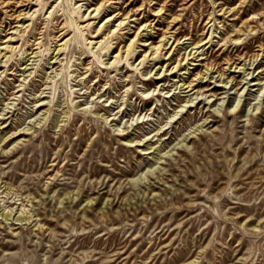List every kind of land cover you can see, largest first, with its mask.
Wrapping results in <instances>:
<instances>
[{
	"label": "rangeland",
	"instance_id": "obj_1",
	"mask_svg": "<svg viewBox=\"0 0 264 264\" xmlns=\"http://www.w3.org/2000/svg\"><path fill=\"white\" fill-rule=\"evenodd\" d=\"M18 1L0 264H264V0Z\"/></svg>",
	"mask_w": 264,
	"mask_h": 264
},
{
	"label": "bare ground",
	"instance_id": "obj_2",
	"mask_svg": "<svg viewBox=\"0 0 264 264\" xmlns=\"http://www.w3.org/2000/svg\"><path fill=\"white\" fill-rule=\"evenodd\" d=\"M31 1H33V0H19L17 3H16V8L12 11V13L11 14H13L14 15V18H16V19H20V15L21 14H23V9H18L17 7H19V6H22V5H24L25 3L27 4H29V3H32ZM4 3V2H3ZM14 3V2H13ZM39 3H41V2H39ZM43 5H44V3H43ZM43 5H41V6H43ZM30 7V6H29ZM94 9V8H93ZM95 10H98V7L95 9ZM28 12V10L25 12V13H27ZM94 12V11H93ZM156 12V11H155ZM84 14V13H83ZM83 14H81V15H78L79 16V18H81V17H83ZM32 15V14H31ZM24 19V18H23ZM88 19V18H87ZM122 21H119V25H120V23H121ZM72 23L75 25V28L76 29H78V31L81 33V35H83V33L79 30L80 28H81V26H78V23H76V20L74 21H72ZM129 23V22H128ZM145 25V24H144ZM64 26H66V28L63 30V27ZM67 26H69V24H66V22H65V24L64 25H62V31H60V33L57 35L59 38H57V40H60L65 34H67V32H68V27ZM141 27V26H140ZM233 27V26H232ZM241 29L240 28H236L235 29V31H240ZM12 31H13V29H12ZM96 32L92 35L93 37H97L98 35H99V33L101 32L100 31V27L99 28H97L96 30H95ZM92 33V32H91ZM55 35V34H54ZM12 35H8V37H7V41H10V40H14V36H12ZM163 36V35H162ZM35 39V38H34ZM84 39H86V38H84ZM56 40V41H57ZM68 40H69V38L68 37H66L63 41H61L60 43H58V45L59 46H57L58 48H56V54H58V52L63 48V46H65L66 44H67V42H68ZM131 40V39H130ZM236 40H238V38L236 39ZM35 41V40H34ZM168 41V40H167ZM13 42V41H12ZM132 40L128 43V44H126L127 46H126V48L124 49V50H122V47H120V48H118V52L114 55V59L118 56V54H122V52L123 53H125V56L126 55H128L130 52H131V49L133 50V48H132ZM9 43V42H8ZM11 43V42H10ZM7 44V43H5L4 45H2L1 47H0V49L1 50H4V51H1L0 50V61H4V60H2V58L3 57H6L7 55L5 54L6 53V51H8V50H11L13 47H12V45L11 44ZM36 43H38V42H35V44ZM96 43H99L100 44V40H98ZM205 43H207V41L205 42ZM204 43V44H205ZM124 44V43H123ZM164 43H159L157 46H155L153 49H155L154 50V54L155 53H157V51H158V49L160 48V46H162ZM178 44V43H177ZM165 45V44H164ZM171 45H169V47H170ZM56 47V46H55ZM168 47V48H169ZM171 48V47H170ZM175 48V47H174ZM32 51H30V53H31ZM53 52V51H52ZM147 52H148V50H147ZM146 52V53H147ZM263 52V51H262ZM33 53H36L35 51H33ZM152 52H150V54H151ZM56 54H54L53 56H52V58L54 57V59L56 58ZM189 54V53H188ZM187 54V55H188ZM191 54V53H190ZM146 55L147 54H145V53H143V55H142V57H140V60H139V62H141V61H143L145 58H146ZM185 56V57H181V58H184V59H187V57L188 56ZM198 54H196V56H197ZM259 55H262V53H256L255 55H253L251 58L253 59V58H257ZM171 56V55H170ZM58 57V56H57ZM192 57L193 56H191V59H192ZM119 58H120V56H119ZM171 58V57H170ZM245 58V57H244ZM29 60V59H28ZM255 60V59H254ZM254 60H252V61H254ZM113 62V61H112ZM178 63V62H177ZM232 63H234V62H231L230 63V65L229 66H231V64ZM176 65V64H175ZM175 65H173L172 66V68L173 67H175ZM25 66V65H24ZM210 66V65H209ZM211 67V66H210ZM236 67V66H235ZM171 68V69H172ZM209 68V67H208ZM207 68V69H208ZM262 70H264V69H261V72H262ZM221 75V74H220ZM219 75V76H220ZM195 79H197L196 77H195ZM202 79V78H201ZM181 80H184V79H181ZM185 83H186V81H183V83H182V85H185ZM192 84H191V82L189 81L188 83H186V85L184 86L185 88H187V87H190ZM193 87H190L188 90H190V89H192ZM212 88H214V86H212Z\"/></svg>",
	"mask_w": 264,
	"mask_h": 264
}]
</instances>
